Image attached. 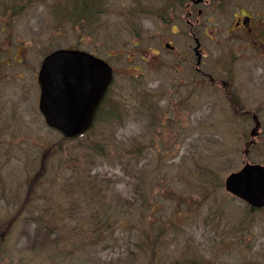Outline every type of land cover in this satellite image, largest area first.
I'll use <instances>...</instances> for the list:
<instances>
[{
    "label": "rangeland",
    "instance_id": "1",
    "mask_svg": "<svg viewBox=\"0 0 264 264\" xmlns=\"http://www.w3.org/2000/svg\"><path fill=\"white\" fill-rule=\"evenodd\" d=\"M167 1L97 0L96 13L84 11L78 22L80 0H0V264H158L151 254L160 242L176 264H189L190 252L196 262L264 264V208L249 212L223 188L244 163L264 165V109L246 153L250 114L228 110L219 94L180 108L176 78L190 74L187 65L168 74L160 62L175 61L164 38L183 51L188 26L181 17L171 33L160 11ZM218 7L229 10L210 25L225 28L234 9L255 13L264 1ZM59 48L90 52L115 69L97 123L80 139L65 140L38 111L40 62ZM258 75L251 93L264 104L262 69ZM148 186L146 201L159 206L140 225ZM111 216L124 218L113 229L100 224ZM156 220L165 233L150 242ZM142 231L153 240L145 244Z\"/></svg>",
    "mask_w": 264,
    "mask_h": 264
},
{
    "label": "flooded vegetation",
    "instance_id": "2",
    "mask_svg": "<svg viewBox=\"0 0 264 264\" xmlns=\"http://www.w3.org/2000/svg\"><path fill=\"white\" fill-rule=\"evenodd\" d=\"M223 3L224 0L165 2L160 11L171 21V33L177 32L175 22L183 17L184 23L188 26L189 41L183 42V51H178L173 39L165 37L162 48L170 52L175 61L171 59L160 64L169 72L168 74L183 73L184 64L187 65L190 74L176 78V93L178 90L182 91L181 100L178 101L180 108L186 104H195L198 99L208 101L210 97L219 94L223 97L222 105L225 103L228 110L242 116L250 114L253 125L257 124L259 127L262 122L256 112L263 110L264 104H261L251 92L261 85L258 71L262 69L264 73V8L251 13L238 7L231 12L230 25L225 28L221 25L212 27L210 23L214 16L229 10L218 7ZM221 34L224 35L222 42L217 39V35ZM211 48H216L217 52L211 53ZM131 59L133 57L129 61ZM139 59L143 62L146 60L143 56H139ZM103 60L111 66L114 75L115 69L110 61ZM106 97L107 95L95 111L92 126L97 123L100 109L105 106Z\"/></svg>",
    "mask_w": 264,
    "mask_h": 264
},
{
    "label": "water",
    "instance_id": "3",
    "mask_svg": "<svg viewBox=\"0 0 264 264\" xmlns=\"http://www.w3.org/2000/svg\"><path fill=\"white\" fill-rule=\"evenodd\" d=\"M110 80V67L91 54L69 49L49 53L38 72V108L45 123L65 138L83 134ZM224 189L251 208H263L264 166L245 163L226 176Z\"/></svg>",
    "mask_w": 264,
    "mask_h": 264
},
{
    "label": "trees",
    "instance_id": "4",
    "mask_svg": "<svg viewBox=\"0 0 264 264\" xmlns=\"http://www.w3.org/2000/svg\"><path fill=\"white\" fill-rule=\"evenodd\" d=\"M96 2H97V0H80V4H75L77 7L75 8L74 11H81L80 12L81 13V18L78 19V22H82L80 20H83L85 16H86V18H88V16L84 13V11H92L94 14L96 13V11H93L94 7H96ZM73 7H75V6L73 5ZM68 18H70V17H68ZM104 154H106V152H104ZM80 174H81L80 172L77 173V175L74 173L73 176H72V178L74 179V184L75 185L78 184L77 182L79 181V178L81 176ZM144 184L148 185L146 181H144ZM28 187H30V186H28ZM151 189H152L151 186H148V187L142 189L143 193L140 195V198H141V201L144 202V204H143L142 207H140V211H139V213L137 215V219H136V223L137 224L141 225V223H143V221L147 222L145 220L146 215L148 214L147 212H149V210H152V209H154L156 211L157 207L159 206L158 205L159 204L158 201H155L156 204L153 203V202H149V204H148V201H146V199H145L146 193L148 191L151 193ZM150 195L153 196L152 194H150ZM180 212H182V211H180ZM249 212H252V210H250ZM121 218H124V217L123 216H119V219H117L115 217V221L111 220L110 223L104 221V222H101L100 224L108 223V225L113 229V224H115L117 222H121L120 221ZM151 225H152V229L155 230V233H154L155 237H154V240H153L152 238H150V235L149 236H145L143 231H142V233L144 235V243L145 244H147L146 243L147 240L148 241L153 240V241H150V242L157 241V239L159 237H161V235H163L165 233V232H163V233L160 232V226H159V222L157 220L151 222ZM161 243L162 242H160V250L158 252H156L155 250L152 252V254H151L152 259L156 260L158 262V264H176L177 261H174V259L171 260V261H167V258L169 256V254H168L167 248L165 246H162ZM159 252H160V257L157 255ZM194 253L195 252H190V256L188 257L189 264H212V262L209 259H206V260H203V261L198 260L196 262L195 259L193 258Z\"/></svg>",
    "mask_w": 264,
    "mask_h": 264
}]
</instances>
